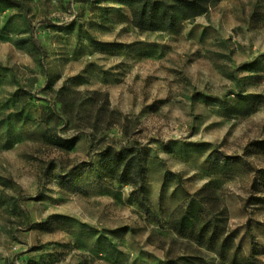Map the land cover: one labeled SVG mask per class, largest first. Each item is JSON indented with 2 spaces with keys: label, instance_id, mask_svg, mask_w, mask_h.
Masks as SVG:
<instances>
[{
  "label": "rangeland",
  "instance_id": "374dc122",
  "mask_svg": "<svg viewBox=\"0 0 264 264\" xmlns=\"http://www.w3.org/2000/svg\"><path fill=\"white\" fill-rule=\"evenodd\" d=\"M204 7L143 31L119 0H0V264H264V0ZM129 146L138 186L101 171ZM203 189L217 248L169 227Z\"/></svg>",
  "mask_w": 264,
  "mask_h": 264
},
{
  "label": "trees",
  "instance_id": "16d2710c",
  "mask_svg": "<svg viewBox=\"0 0 264 264\" xmlns=\"http://www.w3.org/2000/svg\"><path fill=\"white\" fill-rule=\"evenodd\" d=\"M119 2L131 8L135 27L143 31H171L180 22L202 14L207 0H119ZM79 141V135L65 138L50 132L45 135L46 143L63 151L73 150ZM255 144L264 148V142ZM218 158L219 156L215 155L214 162ZM147 160L148 155L138 147H108L101 152V171L103 177L112 182L138 186L146 181ZM224 160L231 159L227 157ZM206 190H201L179 205L170 217L169 227L177 235L189 238L199 245L217 248L225 234L226 211L210 204ZM170 264H194V261L185 256L178 261H171ZM229 264L253 263L240 262L233 258Z\"/></svg>",
  "mask_w": 264,
  "mask_h": 264
}]
</instances>
